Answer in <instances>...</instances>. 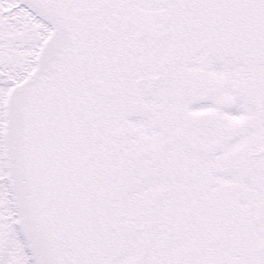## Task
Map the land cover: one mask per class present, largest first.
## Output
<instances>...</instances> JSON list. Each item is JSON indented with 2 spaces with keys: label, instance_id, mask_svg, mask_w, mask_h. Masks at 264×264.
<instances>
[{
  "label": "snow or ice",
  "instance_id": "obj_1",
  "mask_svg": "<svg viewBox=\"0 0 264 264\" xmlns=\"http://www.w3.org/2000/svg\"><path fill=\"white\" fill-rule=\"evenodd\" d=\"M0 264H264V0H0Z\"/></svg>",
  "mask_w": 264,
  "mask_h": 264
}]
</instances>
